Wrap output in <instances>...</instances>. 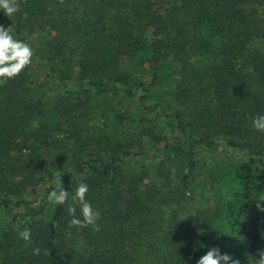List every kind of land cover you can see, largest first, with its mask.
I'll return each instance as SVG.
<instances>
[{
  "label": "trees",
  "instance_id": "1",
  "mask_svg": "<svg viewBox=\"0 0 264 264\" xmlns=\"http://www.w3.org/2000/svg\"><path fill=\"white\" fill-rule=\"evenodd\" d=\"M0 25L34 50L0 84V264H197L214 247L259 264L264 0H20ZM81 181L98 228L47 200Z\"/></svg>",
  "mask_w": 264,
  "mask_h": 264
},
{
  "label": "clouds",
  "instance_id": "2",
  "mask_svg": "<svg viewBox=\"0 0 264 264\" xmlns=\"http://www.w3.org/2000/svg\"><path fill=\"white\" fill-rule=\"evenodd\" d=\"M20 12V0H0V13H3L9 19L13 18ZM26 15V14H25ZM34 50L29 43L16 36L10 31V27L5 28L0 25V84H4L19 76L27 66L33 62ZM251 126L254 131L264 133V114H259L251 119ZM53 178H48V183L44 190L53 186ZM89 192L87 183L81 181L71 195L65 190L62 184H56L53 190L48 192L47 200L53 206L65 205L71 199L67 206V212L71 216L69 221L70 227L86 228L96 226L100 219V211L94 208L92 203L86 198ZM260 208V202L256 203ZM79 209V215L77 210ZM264 211V209H261ZM21 240L26 243L31 242L32 233L30 228H24L18 233ZM39 248L33 249V255L40 254ZM259 264H264V253L258 260ZM239 264V261L233 260L228 254H221L219 248H210L197 261V264Z\"/></svg>",
  "mask_w": 264,
  "mask_h": 264
}]
</instances>
